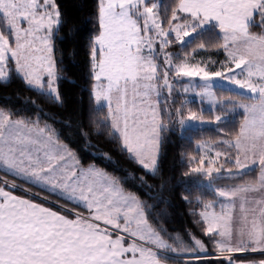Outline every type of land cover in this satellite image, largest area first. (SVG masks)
Returning a JSON list of instances; mask_svg holds the SVG:
<instances>
[{
    "label": "snow or ice",
    "instance_id": "6c2138e0",
    "mask_svg": "<svg viewBox=\"0 0 264 264\" xmlns=\"http://www.w3.org/2000/svg\"><path fill=\"white\" fill-rule=\"evenodd\" d=\"M95 23L87 124L32 99L34 111L0 108V264H264V0H97ZM68 24L57 0H0V85L15 76L64 107ZM213 52L225 59L201 55ZM93 136L142 174L117 175ZM173 137L195 154L181 150L165 178ZM173 182L209 244L164 227Z\"/></svg>",
    "mask_w": 264,
    "mask_h": 264
},
{
    "label": "trees",
    "instance_id": "16d2710c",
    "mask_svg": "<svg viewBox=\"0 0 264 264\" xmlns=\"http://www.w3.org/2000/svg\"><path fill=\"white\" fill-rule=\"evenodd\" d=\"M57 3L60 5L64 16L69 20V24L60 32L63 40L56 41L58 60H63V64L59 66L67 69L64 74L72 81H63L60 85V91L65 100L64 107H59L54 103L44 100L42 97H38L35 92L28 91L22 81L13 76L11 82L0 85V108L13 112L22 111L25 108L34 111V109H31V105L25 104L24 101L28 99L36 100L45 113L55 117L58 121H72L73 129H75L78 126L77 122L87 124L90 113L89 91L93 82L90 80L88 42L97 33L95 23L97 0H57ZM69 29H74L71 36L67 34ZM201 55L205 57L211 55L212 59L217 61L225 59L222 53L217 54L213 52ZM31 111L28 114H31ZM51 122L49 121V123ZM55 126L57 128L61 127L59 124ZM64 131L66 135L72 136L73 140L76 141L73 147L76 148L81 160L85 163L92 162L90 152L81 150L80 145L83 144V141L77 136L75 131H68L67 129ZM197 139H200V137H197ZM173 141L172 144L166 146L165 178L172 176L179 177L181 169L179 167H175L174 169V165L179 159L178 153L181 150L195 154L191 146L181 149L178 141H176V137H173ZM92 143L96 144L101 151L109 152L113 160L117 162V166L123 169V171H117V175H123L124 172L142 174L138 173L136 166L129 163L124 155L116 151L115 145L110 144L106 137L93 136ZM108 170L113 171V167L109 166ZM157 182L156 180L149 179V183L152 185H155ZM126 187L139 195L147 203H153V201L144 195L146 189H138L132 183H129ZM172 188L173 191L171 193H165L166 198L171 201V204L162 206L168 210V216L163 220L164 227L172 235L179 234L186 243H191L187 235L190 232L192 236L203 240L205 244H209L208 238L203 235L201 226L195 223L199 217L194 213L200 210V206L195 203L189 205L180 199L181 193L184 195H188V193L184 192L182 188L177 187L175 182H173ZM195 195H200V193L197 192ZM189 198L193 199L192 196ZM202 198L206 200L213 199L211 196H204ZM149 220L153 224L155 223L151 216ZM211 250V245H209V251L212 252ZM185 264H200V262L186 260Z\"/></svg>",
    "mask_w": 264,
    "mask_h": 264
},
{
    "label": "rangeland",
    "instance_id": "374dc122",
    "mask_svg": "<svg viewBox=\"0 0 264 264\" xmlns=\"http://www.w3.org/2000/svg\"><path fill=\"white\" fill-rule=\"evenodd\" d=\"M14 194H16V195H19V194H23V193H21V192H19V191H15L14 192ZM205 201H208V200H206V199H204ZM212 200V199H211ZM211 251H213V248H212V246H211ZM254 255H258V254H254ZM191 260H194V261H197V260H195V259H191Z\"/></svg>",
    "mask_w": 264,
    "mask_h": 264
}]
</instances>
